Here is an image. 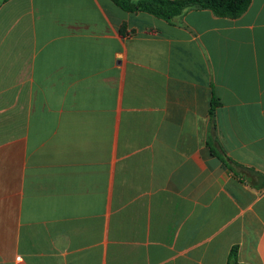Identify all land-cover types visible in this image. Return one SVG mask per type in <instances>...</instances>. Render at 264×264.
Returning <instances> with one entry per match:
<instances>
[{
	"label": "crops",
	"instance_id": "crops-1",
	"mask_svg": "<svg viewBox=\"0 0 264 264\" xmlns=\"http://www.w3.org/2000/svg\"><path fill=\"white\" fill-rule=\"evenodd\" d=\"M233 249L264 264V0L171 22L0 1V264H227Z\"/></svg>",
	"mask_w": 264,
	"mask_h": 264
},
{
	"label": "trees",
	"instance_id": "trees-1",
	"mask_svg": "<svg viewBox=\"0 0 264 264\" xmlns=\"http://www.w3.org/2000/svg\"><path fill=\"white\" fill-rule=\"evenodd\" d=\"M6 2L7 0H0ZM127 13H144L171 22L190 9L209 10L221 18H237L250 5L251 0H110ZM215 102L211 104L214 107ZM212 113V112H211ZM227 264H238L235 249L231 250Z\"/></svg>",
	"mask_w": 264,
	"mask_h": 264
}]
</instances>
